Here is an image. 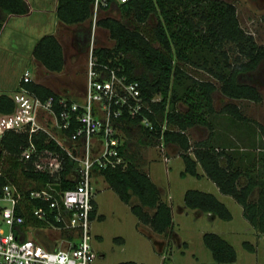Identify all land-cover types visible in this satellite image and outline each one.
<instances>
[{"label":"trees","instance_id":"trees-1","mask_svg":"<svg viewBox=\"0 0 264 264\" xmlns=\"http://www.w3.org/2000/svg\"><path fill=\"white\" fill-rule=\"evenodd\" d=\"M91 3L92 0H58L57 4L58 17L66 22H76L72 28V41L82 52H86L89 42ZM109 8L117 11V15L103 10L97 24L106 30L112 42L97 43L93 50L99 59L120 64L121 71L128 78L139 80L141 92L152 108L147 112L155 127L148 129L138 123L137 116L124 112L118 118V129L123 132L119 134V150L125 161L99 168L96 173L102 174L123 200L129 201L135 195L138 202L131 203L135 213L163 237H169L171 206L161 199L156 183L133 159V153L126 150L133 142L130 137L135 130H140L145 140L154 138L158 141L159 123L165 118L167 126L162 138L164 142L179 147L184 161L180 173L199 175L196 167L199 164L222 192L231 194L242 204L243 213L250 221L257 224L255 219L260 217L259 222L263 226L264 155L261 153L264 152L261 151H264V142L255 145L254 160H247L246 169H241L234 163L233 156L209 142L214 125L208 114L217 111L235 113L238 110L243 117L245 112L233 99L263 98L258 84L264 83V43L257 41L253 33L240 24L233 0H112ZM28 9L26 0H0V29L8 13H21ZM261 18L264 22V12ZM32 53L48 70L58 71L64 65L62 45L53 32L41 34L32 47ZM198 69L209 76L198 75ZM22 83L41 97L48 93L58 95L42 81L30 79ZM215 89L228 98L219 109L214 105ZM154 95L158 98L150 99ZM13 108L10 92L0 90V112ZM246 118L251 119L247 114ZM254 120L264 140V125ZM199 124L209 128L207 135L202 139H191L187 128ZM32 138L38 146H56L43 130L32 133ZM26 142L25 130L9 128L0 134V187L8 182L18 194L15 209L25 218L21 223L15 222L13 227L20 237L25 236L23 228L27 224L38 222L31 214L30 206L42 201L38 198L27 201L22 196L23 206L20 207L19 192H24L25 186L40 187L53 180L59 181L61 187L72 186L75 182L70 174L74 162L69 157L58 176L33 169L29 159L20 157L21 146ZM251 165L255 166L251 168ZM183 203L219 216L230 215L224 203L211 191L187 188ZM145 204L155 208L149 213L140 207ZM92 217H102V213L96 214L94 199L90 212ZM41 237L46 245L52 246L43 235ZM202 237L215 260L235 258L233 245L219 233L205 231ZM152 243L154 246L156 242L153 240ZM160 246L155 244L158 249ZM117 264L146 263L125 259ZM197 264L211 263L200 261Z\"/></svg>","mask_w":264,"mask_h":264},{"label":"rangeland","instance_id":"rangeland-1","mask_svg":"<svg viewBox=\"0 0 264 264\" xmlns=\"http://www.w3.org/2000/svg\"><path fill=\"white\" fill-rule=\"evenodd\" d=\"M233 1L240 24L252 32L257 41L264 43V22L261 18L264 12V0ZM49 5L50 3L42 6L37 1L29 5V15L37 16L38 21L36 17H34L35 21L30 19L28 21L14 13L7 17L4 27L0 29V88H12L26 65L30 67V70L33 69L34 79L42 81L56 91H61L62 84H77L84 78L86 52L78 53L73 49L72 29L68 27L55 31L62 42L66 57L63 70L48 71L40 65L33 66L30 60L36 40L41 34L53 31L50 29L52 23L47 24L43 21L50 16ZM104 12L117 15V11L110 8ZM97 34L98 43L112 42L106 30L99 25H97ZM196 73L204 77L209 76L200 69ZM258 88L263 95L260 100L233 99L241 106L245 116H240L238 110H235V113L217 111L208 114L214 125L209 142L223 148L222 150L233 156L234 163L244 170L247 160H254L255 145L264 142L261 138L262 132L254 120L257 119L264 125V83L258 84ZM213 96L216 109L228 99L218 89L214 90ZM246 114L251 119L246 118ZM203 129L209 130L207 126ZM139 131L135 130L131 135L130 139L133 142H130L126 150L133 153V159L139 165L142 164L152 179L161 186L160 197L172 206V228L179 234V239L186 242L179 246L178 242L169 237L163 249L156 250L149 237L137 228L135 216L127 203L116 195L106 180L101 179L100 183L93 182V193L98 209L103 211L104 217L95 218L91 222L93 234L91 238L95 255L89 264H117L118 261L125 259L144 260L151 264H195L197 261H211L214 259L212 250L204 243L202 236L205 231L213 230L222 234L221 236L229 241L235 250L233 260H222L217 264H264V224L262 226L259 222L260 217L255 219L257 224L250 221L243 213L242 204L231 194L222 192L199 164L196 166L197 170L199 169V175L189 172L181 174L180 170L184 167L181 154H172L175 148L168 149L165 146L164 150L168 159L164 160L157 141L154 138L150 141L145 140ZM122 133L119 129V134L122 135ZM188 134L193 139L200 134V130L198 127H192L188 130ZM263 155L264 153H261V156ZM254 171L249 173L253 174ZM187 188L213 192L224 203L230 215L210 217L206 210H200L197 213V207L190 206L179 210L177 204L183 203V194ZM3 225L6 224L3 223ZM38 230L36 234L33 233V237L39 240H42L41 235L52 238L59 234L55 229L48 227L44 229L39 227ZM94 233H99V236Z\"/></svg>","mask_w":264,"mask_h":264},{"label":"built area","instance_id":"built-area-1","mask_svg":"<svg viewBox=\"0 0 264 264\" xmlns=\"http://www.w3.org/2000/svg\"><path fill=\"white\" fill-rule=\"evenodd\" d=\"M112 0H92L90 36L86 49L84 81L78 95L48 93L41 97L22 82L34 79L25 67L18 77L17 86L10 91L14 108L0 112V134L13 128L27 132V142L21 146L20 157L29 159L35 170H45L55 176L64 168L65 159L74 166L70 174L75 182L61 187L53 180L40 187L25 186L19 192L27 201L38 198L42 202L30 206L37 223L27 224L34 234L38 228L55 229L58 236L46 238V245L33 235L20 237L14 231L15 222L25 216L15 209L18 194L5 182L0 187V264H89L95 255L92 243L90 212L93 208L95 174L99 168L123 163L119 150L118 118L125 112L137 116L138 123L151 129L155 123L147 111L150 104L141 92L139 80L128 78L120 64L99 59L93 50L97 38V18L111 6ZM125 1V0H118ZM151 96L150 99H157ZM158 145L165 153L163 130L167 121L159 123ZM46 132L56 146H38L32 133ZM68 130V131H67ZM59 183V189L52 186ZM3 223L6 225L4 226Z\"/></svg>","mask_w":264,"mask_h":264},{"label":"crops","instance_id":"crops-1","mask_svg":"<svg viewBox=\"0 0 264 264\" xmlns=\"http://www.w3.org/2000/svg\"><path fill=\"white\" fill-rule=\"evenodd\" d=\"M27 1V3H28V5H30L31 3H33V1L35 2V1H37V3H40L42 6H46L47 4H49L50 3V5H49V8H48V13H49V18L47 19V18H45V20H43V21H45V22H47V24L48 23H52V27L50 28V29H52L53 31H51V32H53L56 36H57V38L59 39V41H60V38L58 37V35H57V33L55 32L56 30H58V29H64L65 27H68L69 29H72L73 28V26L76 24V22H66V21H64L63 19H61L60 17H58L57 16V4H58V0H26ZM9 14H11V13H8L7 15H6V17H5V20L3 21V25H2V28L4 27V25H5V23H6V20L8 19L7 17H10V15ZM14 14H19V16L20 17H24V18H26V20H28L29 21V19L31 20V21H35V19H34V17H36V21H38V19H37V16H30L29 14H30V6H29V9L27 10V11H24V12H21V13H14ZM28 16V17H27ZM84 22H87L86 20L84 21ZM43 23V22H42ZM41 23V24H42ZM44 27V26H43ZM1 28V29H2ZM72 32V31H71ZM71 35H72V33H71ZM70 36V35H69ZM60 43H61V45H62V42L60 41ZM98 43V35H97V38H96V44ZM103 44H106V43H103ZM71 45H72V47H73V49L74 50H76L78 53H83L82 51H78L77 49H76V47H75V45L73 44V41H72V37H71ZM62 50H63V45H62ZM33 54V53H32ZM63 57H64V65H63V67H62V69L61 70H63L64 69V67H65V65H66V57H65V54H64V50H63ZM30 60H31V62L33 63V66L34 65H40L41 66V68H44V69H46V67L40 62V60H38L34 55H31L30 56ZM25 67H28V65H26V66H24L23 67V69L25 68ZM28 68H30V67H28ZM22 69V70H23ZM46 70H48V69H46ZM61 70H58V71H61ZM84 70H85V68H84ZM31 71H32V73H33V69H31ZM48 71H51V70H48ZM56 72V71H55ZM21 73V72H20ZM18 77H19V75H18ZM37 80V79H36ZM83 81H84V78L82 79V81L81 82H79V83H73V84H65V85H63L62 84V86H63V88L61 89V91L60 90H57V92L58 93H65V94H68V95H73V96H77L78 94L77 93H80V91L82 90V85H83ZM17 82H18V78L16 79V82H15V84L13 85V87L12 88H0V90H5V91H11V90H13L16 86H17ZM68 82V81H67ZM67 88H69V90H66ZM70 88H71V90H70ZM53 89V88H52ZM220 108V107H219ZM219 108H217V109H219ZM192 127H198V129L200 130V134H198L197 136H196V138H193V139H202L203 137H205L206 135H207V133H208V129L207 130H204L203 129V127H205V126H203L202 124H199V125H196V126H189V128H188V130L189 129H191ZM194 130V129H193ZM195 135H196V132H195ZM190 136V135H189ZM190 138H191V136H190ZM192 139V138H191ZM165 146H167L168 147V149L169 148H175L174 149V152L172 153V154H179L180 153V150H179V147L176 145V144H174V143H166L165 142ZM171 151V150H170ZM144 165H145V163H144ZM141 167H143L144 168V166L141 164L140 165ZM145 169V168H144ZM199 170V169H198ZM145 171L148 173V171L145 169ZM201 171V170H200ZM148 175H149V177L152 179V177H151V175H150V173H148ZM72 176V175H71ZM101 179H104V180H106L104 177H103V175L102 174H100V173H96L95 174V181L94 182H98V183H100V181H101ZM155 183H156V185H157V187H158V189H159V191H160V193H161V186L154 180V179H152ZM106 183L108 184V186L109 187H111L110 185H109V183L107 182V180H106ZM112 188V187H111ZM113 189V188H112ZM113 191L116 193V195L119 197V195H118V193L113 189ZM121 200H123L121 197H119ZM94 199V201H95V203H96V214L97 213H102V217H92V219H91V222H92V220L93 219H95V218H103L104 217V213H103V211H101V210H99L98 209V205H97V202H96V200H95V198H93ZM162 199V198H161ZM163 200V199H162ZM124 202H126L127 203V205L129 206V209L131 210V212L134 214V216H135V223H136V226H137V228L139 229V230H141L142 231V233H144L145 235H147L148 237H149V239H150V241H151V243L153 242V240L157 243V244H161V246H160V248L158 249L157 247H155V244H154V247L156 248V250H158V251H161L162 249H163V245H164V243L165 242H167V241H169V237L170 238H173V240L174 241H176V242H178V244H179V246H180V244H184L186 241H184V240H181V239H179V234L177 233V231L176 230H174L172 227H173V225H171V233H170V236L169 237H163L162 236V234L160 233V232H157V231H155L154 229H152L151 228V226L148 224V222H146V221H142V219L135 213V211L132 209V207H131V203H136V202H138V200H137V198H136V196L135 195H132L131 196V198H130V200L129 201H125V200H123ZM170 204V206H171V203H169ZM177 206H178V209L179 210H182L183 208L182 207H186V205H184V203H182V204H177ZM140 207H142V209H146L147 210V212H151L155 207H152V206H147L146 204L145 205H141ZM200 210H202V209H198V208H196V212L197 213H199V211ZM207 212V214L210 216V217H215L217 214H214V213H212V212H210V211H206ZM171 216H172V206H171ZM23 230H24V233H25V235H29V234H31V235H33V232L31 231V230H29L28 228H26V227H24L23 228ZM214 231V230H213ZM215 232H217L218 233V231H215ZM94 235H98L99 236V233H94ZM222 235V234H221ZM152 245H153V243H152ZM182 251H183V248L181 249ZM133 260V259H132ZM135 261H137V262H144V263H146V264H151L149 261H144V260H135ZM198 262H200V261H197L195 264H197ZM208 263H211V264H217V262H220V261H218V260H215V259H213V260H211V261H207Z\"/></svg>","mask_w":264,"mask_h":264},{"label":"water","instance_id":"water-1","mask_svg":"<svg viewBox=\"0 0 264 264\" xmlns=\"http://www.w3.org/2000/svg\"><path fill=\"white\" fill-rule=\"evenodd\" d=\"M52 186L55 187L56 189H59V187H60L59 183H57V182H53Z\"/></svg>","mask_w":264,"mask_h":264},{"label":"flooded vegetation","instance_id":"flooded-vegetation-1","mask_svg":"<svg viewBox=\"0 0 264 264\" xmlns=\"http://www.w3.org/2000/svg\"><path fill=\"white\" fill-rule=\"evenodd\" d=\"M188 128H189V127H188ZM188 128H187V129H188Z\"/></svg>","mask_w":264,"mask_h":264}]
</instances>
